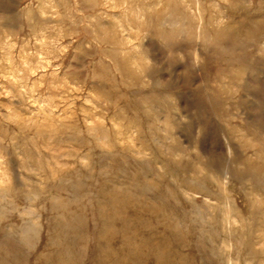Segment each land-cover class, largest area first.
<instances>
[{"label": "rangeland", "instance_id": "obj_1", "mask_svg": "<svg viewBox=\"0 0 264 264\" xmlns=\"http://www.w3.org/2000/svg\"><path fill=\"white\" fill-rule=\"evenodd\" d=\"M0 264H264V0H0Z\"/></svg>", "mask_w": 264, "mask_h": 264}, {"label": "bare ground", "instance_id": "obj_2", "mask_svg": "<svg viewBox=\"0 0 264 264\" xmlns=\"http://www.w3.org/2000/svg\"><path fill=\"white\" fill-rule=\"evenodd\" d=\"M228 173V172H227Z\"/></svg>", "mask_w": 264, "mask_h": 264}]
</instances>
